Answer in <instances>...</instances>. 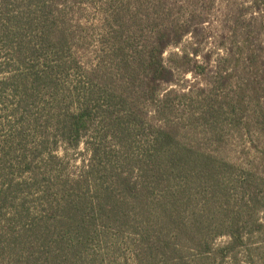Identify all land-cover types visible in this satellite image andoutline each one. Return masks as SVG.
I'll list each match as a JSON object with an SVG mask.
<instances>
[{
  "label": "trees",
  "instance_id": "trees-1",
  "mask_svg": "<svg viewBox=\"0 0 264 264\" xmlns=\"http://www.w3.org/2000/svg\"><path fill=\"white\" fill-rule=\"evenodd\" d=\"M216 2L0 0V264H222L264 245V0L233 2L204 86L170 89L208 74L196 50L165 54ZM91 3L97 23L75 18Z\"/></svg>",
  "mask_w": 264,
  "mask_h": 264
},
{
  "label": "rangeland",
  "instance_id": "rangeland-1",
  "mask_svg": "<svg viewBox=\"0 0 264 264\" xmlns=\"http://www.w3.org/2000/svg\"><path fill=\"white\" fill-rule=\"evenodd\" d=\"M174 1L175 0H172V2ZM241 1L243 0H217L215 6L207 9L204 16L205 22L198 26L199 30L196 32L197 37L195 36L194 39V37L189 35L181 46L168 50L165 54V57L167 58L171 53L182 54L185 51L192 53L196 50L198 51L197 60L200 63L209 66L208 74L206 75H198L194 72H179L180 75L177 77L176 85L170 86V89L174 88L180 91H187L191 87L194 88L198 85L204 86L209 81L214 72V67L217 62L216 60L219 56L225 54L226 49L231 47V42L228 39L230 36V27L232 26L230 23L233 22L234 19L232 16L238 14L237 11H235V13L232 12V7L234 8L233 2L239 3ZM95 4H81V9L74 7L71 12L74 13L75 18H80L82 22L97 23L98 19H100V14L97 11L98 6ZM248 12L251 13L252 11L249 10ZM247 16L250 17L249 14ZM209 55L211 56V65H208L207 63ZM87 158V152L84 147H81L80 153L71 152V168L75 170L78 166H81L83 160H87ZM227 241V238H220L216 243L218 245H223ZM249 247L251 248L248 249L245 247L239 251L237 261L227 258L222 264H264V245H262V242H260L259 239H254Z\"/></svg>",
  "mask_w": 264,
  "mask_h": 264
}]
</instances>
